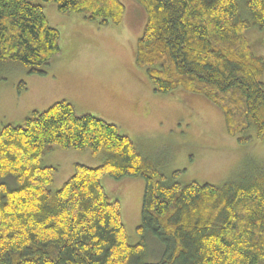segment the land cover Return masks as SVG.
<instances>
[{
  "label": "trees",
  "instance_id": "obj_1",
  "mask_svg": "<svg viewBox=\"0 0 264 264\" xmlns=\"http://www.w3.org/2000/svg\"><path fill=\"white\" fill-rule=\"evenodd\" d=\"M33 1L0 0V66L13 62L40 75L59 52L60 35ZM41 1L100 27L118 26L124 14L119 0ZM134 1L147 15L135 65L154 92L201 95L221 110L228 135H244V143L254 130L264 138V59L245 35L264 30V0ZM52 146L104 150L106 158L96 168L76 164L51 192L55 169L40 159ZM105 176L145 181L136 245L127 242L118 201L100 183ZM8 177L13 186L0 183V264H151L147 235L164 247L155 264H264L262 178L166 184L116 126L76 115L67 101L0 129V179Z\"/></svg>",
  "mask_w": 264,
  "mask_h": 264
},
{
  "label": "rangeland",
  "instance_id": "obj_2",
  "mask_svg": "<svg viewBox=\"0 0 264 264\" xmlns=\"http://www.w3.org/2000/svg\"><path fill=\"white\" fill-rule=\"evenodd\" d=\"M119 1L124 6L122 21L107 27L88 22L82 14L62 15L54 3L33 1L59 32V52L40 75L13 62L0 66V129L20 125L33 111H45L64 100L76 115L116 126L166 184L221 187L241 179L264 180V138L254 130L244 143L239 141L244 135H228L221 110L201 95L180 88L165 95L154 92L145 70L135 65L146 12L134 0ZM245 35L253 54L264 59V30L250 27ZM105 158L104 150L94 155L89 149L52 146L40 159L41 166L55 169L47 189L59 190L76 164L96 168ZM0 183L14 185L10 177ZM100 183L109 199L120 205L127 242L138 244L144 179L105 176ZM145 246V261L158 263L163 245L147 235Z\"/></svg>",
  "mask_w": 264,
  "mask_h": 264
},
{
  "label": "crops",
  "instance_id": "obj_3",
  "mask_svg": "<svg viewBox=\"0 0 264 264\" xmlns=\"http://www.w3.org/2000/svg\"><path fill=\"white\" fill-rule=\"evenodd\" d=\"M138 152V151H137ZM139 153V152H138Z\"/></svg>",
  "mask_w": 264,
  "mask_h": 264
}]
</instances>
